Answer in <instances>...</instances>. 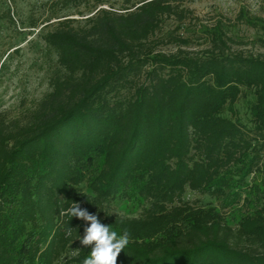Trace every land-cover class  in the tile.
Here are the masks:
<instances>
[{
	"label": "trees",
	"instance_id": "1",
	"mask_svg": "<svg viewBox=\"0 0 264 264\" xmlns=\"http://www.w3.org/2000/svg\"><path fill=\"white\" fill-rule=\"evenodd\" d=\"M180 3L100 8L44 34L63 71L22 116L0 112V264H82L73 203L129 233L117 264H264V53L233 50L222 23L201 51L185 34L156 41L165 18H189Z\"/></svg>",
	"mask_w": 264,
	"mask_h": 264
},
{
	"label": "rangeland",
	"instance_id": "2",
	"mask_svg": "<svg viewBox=\"0 0 264 264\" xmlns=\"http://www.w3.org/2000/svg\"><path fill=\"white\" fill-rule=\"evenodd\" d=\"M136 1L105 0L96 5L95 0H0V112L9 117L22 116L52 90V78L63 69L44 34L59 20L71 18L75 26H84L86 18L100 8L122 11ZM180 4L190 10L189 18H165L156 41L185 34L192 39L182 48L201 51L209 45L205 29L222 23L233 40L229 43L233 50L264 53V0H181ZM241 11L261 25L239 22ZM178 48L175 43H161L157 50L175 52ZM185 198L203 205L214 202L207 195L191 191ZM109 209L112 213L139 214L130 203L121 201H112Z\"/></svg>",
	"mask_w": 264,
	"mask_h": 264
},
{
	"label": "clouds",
	"instance_id": "3",
	"mask_svg": "<svg viewBox=\"0 0 264 264\" xmlns=\"http://www.w3.org/2000/svg\"><path fill=\"white\" fill-rule=\"evenodd\" d=\"M63 215L71 218L76 217L86 222L84 234L78 237L81 245L90 247V253L84 258L82 264H117L118 256L130 243V236L127 231L122 235L111 230L110 225L100 221L96 214L90 213L78 203H73ZM72 228L67 229V235H71ZM78 254V249L73 250L72 255Z\"/></svg>",
	"mask_w": 264,
	"mask_h": 264
}]
</instances>
